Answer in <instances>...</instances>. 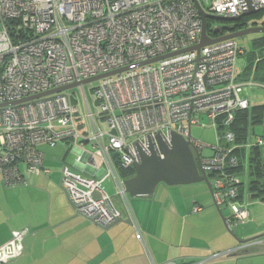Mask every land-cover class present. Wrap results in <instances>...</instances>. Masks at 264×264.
I'll return each instance as SVG.
<instances>
[{
    "label": "built area",
    "instance_id": "1",
    "mask_svg": "<svg viewBox=\"0 0 264 264\" xmlns=\"http://www.w3.org/2000/svg\"><path fill=\"white\" fill-rule=\"evenodd\" d=\"M197 2L204 13L217 17L264 10V0ZM202 32L195 0H0L1 183L19 188L33 177L50 175L43 147L91 144V165L106 166L105 176L96 179L64 166L61 185L77 213L107 228L123 219L103 185L114 178L111 153L123 169L133 168L140 162L138 145L150 154L152 143L163 157L158 137L170 146L175 133L190 138L192 151L199 153L204 172L212 177L214 203L231 212L229 229L244 225L251 217V195L242 193L236 172L240 152L259 149L264 167V111L263 133L255 136L253 127L249 144L237 143L233 128L237 114L251 109L239 94L245 84L238 83L237 61L244 52L231 39L161 59L199 45ZM155 59L161 60L87 84L93 85L88 94L84 85L17 103ZM76 89L81 91L77 98ZM194 126L214 129L217 144L194 139ZM205 149L213 156L203 157ZM116 193L130 217L125 186L117 184ZM201 210L197 206L193 212ZM257 245L254 240L243 249ZM24 251L25 234L13 232L0 247V264Z\"/></svg>",
    "mask_w": 264,
    "mask_h": 264
},
{
    "label": "crops",
    "instance_id": "2",
    "mask_svg": "<svg viewBox=\"0 0 264 264\" xmlns=\"http://www.w3.org/2000/svg\"><path fill=\"white\" fill-rule=\"evenodd\" d=\"M244 71H238L239 80ZM87 145L72 144L50 153L48 148L44 149L45 167L51 174L31 178L29 185L15 192L6 191L0 180V193L8 195L0 202V247L10 241L13 232L25 234V252L9 264H234L233 256L248 253L242 243L234 246L228 233L234 232L226 226L231 216L223 219L222 224L219 212L209 208L215 203L205 185L160 184L151 199L128 195L129 217L116 193V185H124L133 176L118 167L113 152L114 178L108 180L114 184L115 193L111 197L124 221L103 228L77 213L69 203L72 202L69 195L61 189V169L68 165L71 151L75 154L74 162L68 167L96 179L106 173V166L91 165ZM240 153L245 159L236 172L242 178L241 191L251 195V203L255 197L251 183L256 177L246 164L251 155L246 150ZM59 161L63 163L61 169ZM261 166L264 175L263 160ZM208 179L212 181L211 176ZM197 206L202 210L194 213ZM136 224L141 240L137 239ZM256 240L259 245L255 248L264 246V237Z\"/></svg>",
    "mask_w": 264,
    "mask_h": 264
},
{
    "label": "water",
    "instance_id": "3",
    "mask_svg": "<svg viewBox=\"0 0 264 264\" xmlns=\"http://www.w3.org/2000/svg\"><path fill=\"white\" fill-rule=\"evenodd\" d=\"M195 3L200 11L202 21H203V32H202L201 43L195 47L180 51L178 53L164 56L161 59H165L170 56L182 54V53L189 52V51H200V49L203 47H206V46L218 43V42H222L225 40L240 39V38H244L251 34H264V26H252L250 28H247V29L235 32V33L227 34V35H221L222 34L221 28H216L214 30V35L215 36L221 35V36L212 38L207 33L208 19L220 20V21H225V22H236L240 20L241 17L227 18V17L209 16L206 13H204V11L200 8L197 0H195ZM255 13L257 12L254 9H251L250 11L244 14V17L254 15ZM161 59L151 60L147 63H143L140 65H134L131 67H127L125 69H121L116 72L109 73L107 75L98 76L96 78L85 80L80 83H75L67 87H62V88H58L55 90H51L49 92L18 101L17 103L29 102V101L37 100V99L47 97V96H50L56 93L71 90V89H74L80 86H84V85L96 82L108 76H113L115 74H119V73H122L128 70H131V69H135L139 66L157 62ZM17 103H13V104H17ZM189 139L190 138L186 139L180 135L173 133L172 138H171V143L169 146L163 141L161 137H158V144H159L160 151L163 157L157 154L154 148V145L152 143H150V147H149L150 154H147L146 152H144L138 145L137 147H138V151L140 155V162L134 164L133 168L135 170V175L132 178L124 181L125 190L127 194L131 198L151 199L153 198L155 191L160 184H165L169 187H174V186H187V185H193V184H199V183H206V185L208 186L213 196L212 184L209 181L206 173L204 172L202 168V163H201L199 153L198 152L194 153L192 151L190 147ZM61 189L66 193L68 197L66 189L64 187H61ZM96 197H98L97 194H95V198ZM69 203L72 206V208L76 210L75 204L70 201ZM214 205L217 207L218 212L223 217V213L220 207L216 203ZM123 221H124L123 219H120L117 222H123ZM226 226L229 229V226L227 223H226ZM262 237H264V235H261L257 238L250 239L247 241H240V243L246 244L248 242L254 241ZM256 250L263 254L264 246H258Z\"/></svg>",
    "mask_w": 264,
    "mask_h": 264
},
{
    "label": "rangeland",
    "instance_id": "4",
    "mask_svg": "<svg viewBox=\"0 0 264 264\" xmlns=\"http://www.w3.org/2000/svg\"><path fill=\"white\" fill-rule=\"evenodd\" d=\"M258 15H259L258 17H254V18L251 17V19H248L249 24H253V23H257L259 25L264 24V12H261ZM228 24L229 23L225 21L214 20V19L208 20V27L210 31L214 30L215 28H224ZM263 38H264V34H251L244 38L237 39L240 48L244 52V54L239 56V59L237 61V70L243 71L247 67L246 74L248 75L247 79H244L245 76L240 78L238 83L246 85L247 83H245L246 82L245 80H248V82L250 80L252 81V77H250V75L252 74V70L253 69L255 70V68L258 66V71L253 76L252 85H246V86L243 85L239 90L240 96L244 99H248L250 102L251 110H252L251 117L254 118L255 120L254 121L255 136H261L263 133L261 118L263 117L262 107L264 106V45H262L260 41ZM259 58H262L263 60L261 61V59ZM258 59L261 62H259ZM0 69H1V64H0ZM92 87L93 85H86L85 91L87 94L89 93ZM80 94H81L80 89H76L75 91H73V95L76 98L79 97ZM203 123L205 122L203 121ZM192 137L208 145L217 144V133L212 128L205 129L202 126H194L192 128ZM251 137L252 135L248 134V136L244 140H242L243 143L241 144L244 145L249 144L251 141L250 140ZM65 147H66L65 144H61L55 149L44 147L43 150L48 148L50 153ZM87 150L89 152L91 151V153L93 152V148L91 144L87 145ZM45 151L46 150H44V152ZM246 151L249 155L252 154L251 155L252 157L256 152L255 149L251 151L249 150ZM258 153L259 155L256 158L257 159L259 157L262 158V153L260 150L258 151ZM113 154H115V152H113ZM74 156L75 154L73 153V151H71L67 159L68 165L70 166L73 165ZM202 156L211 157L213 156V151L211 149H205L202 153ZM57 164H60V169H61L63 163L59 161V163L57 162ZM240 169H238L237 171H240ZM258 180L260 181V184H257L255 185L254 188H252L254 189L252 190V192L255 193V197L253 199L254 201H252L249 204V210L251 213L250 219L244 225H241L240 227L235 229L233 233L230 231L228 232L233 239L234 246H240L241 245L240 241H247L250 239H254L258 236L264 235V177L258 178ZM103 185L109 195L115 193L114 184L112 183L111 180L105 181ZM194 185H205L206 189L209 191L206 184H194ZM3 187L6 191L9 192L17 191V188H6L4 185ZM4 195H6V197L8 196L7 194L0 193V202L5 200ZM9 198L13 199V196H9ZM209 208L215 209V211L218 213V209L215 205L212 204V206H210ZM221 211L223 213V217L222 216L220 217L222 224H224L223 219L229 218L231 216V212L226 206H222ZM218 214L220 215V213ZM247 250H248L247 254L242 253V255L240 256H233V259H235L234 264H264V253L262 254L258 252L255 247H251V246H248Z\"/></svg>",
    "mask_w": 264,
    "mask_h": 264
},
{
    "label": "trees",
    "instance_id": "5",
    "mask_svg": "<svg viewBox=\"0 0 264 264\" xmlns=\"http://www.w3.org/2000/svg\"><path fill=\"white\" fill-rule=\"evenodd\" d=\"M261 12H264V10L259 11L258 14L261 13ZM262 25H264V24H262ZM252 26H260V25L257 24V23L249 24V21L247 20V22H244V23H241V22L240 23L237 22V23H233V24L229 23L226 27L221 28V30H222V33L231 34V33H235V32L250 28ZM207 33H208L209 36L215 37L214 30L210 31L209 27H208ZM260 41H261L262 45H264V38L261 39ZM259 59H261V61L263 60L262 58H259ZM259 59H258V61H259ZM261 61H259V62H261ZM246 70H247V67L245 68V71H244V74H243V76H245L244 79H247V77H248V75L246 74ZM257 71H258V66L255 68V70L254 69L252 70V74L250 75V77H253L254 74L257 73ZM251 111H252L251 109L250 110H246V111H240L237 114V120H236V123H235V125L233 127L234 131L236 133L237 143H243L242 140H244L248 136V134H251V131H252L251 129L255 125V122H254L255 120H254V118L251 117ZM263 111H264V109L262 107V112ZM255 151L256 152H255L254 156L253 157L249 156V159H248V161L246 163L248 165V168L251 171V175H254L256 177V179L253 180L252 183H251V186L253 188L255 187V185L260 184V181L258 180V178L264 177L263 169H262V166H261L262 165V158H260V157L258 159L256 158L259 155V153H258L259 149H255ZM240 158H241V164H243V159H245V155L241 153V157ZM118 167L122 171H125V172L129 173L130 177L135 175L134 168L123 169L122 166L120 165V163H118ZM25 246H26V244H25Z\"/></svg>",
    "mask_w": 264,
    "mask_h": 264
},
{
    "label": "flooded vegetation",
    "instance_id": "6",
    "mask_svg": "<svg viewBox=\"0 0 264 264\" xmlns=\"http://www.w3.org/2000/svg\"><path fill=\"white\" fill-rule=\"evenodd\" d=\"M259 15H258V12L257 13H255L254 15H251V16H245V17H241L240 18V20H238V21H236V22H228V23H230V24H233V23H244V22H247V20L248 19H251V17H258ZM243 18V19H242ZM260 26H264V25H260ZM227 34H229V33H222L221 35H227ZM221 35H218V36H216V37H219V36H221Z\"/></svg>",
    "mask_w": 264,
    "mask_h": 264
}]
</instances>
